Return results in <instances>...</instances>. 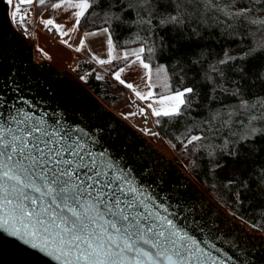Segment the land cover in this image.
Returning a JSON list of instances; mask_svg holds the SVG:
<instances>
[{
    "label": "snow or ice",
    "instance_id": "6c2138e0",
    "mask_svg": "<svg viewBox=\"0 0 264 264\" xmlns=\"http://www.w3.org/2000/svg\"><path fill=\"white\" fill-rule=\"evenodd\" d=\"M6 2L14 9L12 20L20 25L28 15L21 5L48 4V0ZM50 7L68 13L65 23H57L54 18L41 19L40 23L48 31L55 30L64 44H68L64 37L77 32L82 21L95 16L97 9L104 14L107 26L84 33V37H106L107 58L93 55L92 59L99 65L122 62L112 77L147 102L146 108L154 117H182L193 107L195 89H173L166 66L154 65L155 46L147 39L137 35L134 40H125V44L139 42V46L117 52L113 24L119 27L131 21L154 30V16L160 17L158 25L176 26L184 23L190 11L202 9L204 15L215 18L225 37L236 31L247 34L255 25L261 39L255 43L248 40L247 48L236 54L222 50L211 71L222 78L220 65L243 79L249 62L259 58L260 70L255 75L264 81V0H56ZM68 21L71 27H66ZM85 46L82 37L75 51ZM97 79L103 77L97 75ZM215 91L213 86L209 101ZM221 91L229 102L209 109L205 124L218 121L219 127L227 128L234 116L252 106L250 101L255 97L244 98L239 87ZM259 98L264 100V95ZM140 114H145V108ZM256 119L251 116L248 123ZM208 130L199 128L198 132L205 134H191L190 127L180 141L181 147L188 149L191 145L192 151L205 147L198 142L207 138ZM114 131L98 125L90 135L59 119L49 123L43 116L15 105L7 113L0 112V240L14 238L13 242L35 250L32 254L38 259L48 257L56 264H227L231 256L221 259L212 251L221 250L211 239L216 231L211 209L205 210L186 189L169 185L170 195L163 198L149 193L142 181H136V170L131 166L136 161L114 160L104 145L108 139H117ZM256 133L264 137V129L249 128V134ZM225 154L235 157L236 151L227 150ZM216 167L221 165L217 163ZM141 172L148 174L146 164ZM156 182L164 191V176Z\"/></svg>",
    "mask_w": 264,
    "mask_h": 264
},
{
    "label": "trees",
    "instance_id": "16d2710c",
    "mask_svg": "<svg viewBox=\"0 0 264 264\" xmlns=\"http://www.w3.org/2000/svg\"><path fill=\"white\" fill-rule=\"evenodd\" d=\"M53 2L56 0H48V4L43 6L50 7ZM159 18V16L153 18V24L157 25L154 30L149 29L146 24H134L131 21L119 27L113 24L114 41L118 44L117 52L125 48L138 47L139 42L124 43L125 40L136 39L137 35L147 39L149 45L154 43V65L166 66L173 89L178 86L195 89V95L191 98L193 107L182 117L149 116L153 129L145 131L141 120L147 119V116L139 113L123 116L121 112L130 106L128 101L126 107L120 109L121 101L128 99L127 92L112 77L113 70L123 66L120 61H114L111 64L113 68L108 71L100 69L92 62L81 61L73 72L105 106L153 144L165 150L218 206L253 231L264 233V137L259 133L249 134L250 127L264 129V100L259 98L264 95V81L257 79L255 75L260 70L261 61L259 58L250 61L243 79L224 66H217L224 73L222 78L211 71L212 64L222 56V50L226 49L231 53L245 49L248 40L255 43L261 39V34L256 31L257 26L253 25L247 34L236 31L225 37L215 18L204 15L202 9L190 11L186 14L184 23L176 26L158 25ZM136 19H139V16ZM13 24L30 40L32 23L28 16L23 25L15 21ZM104 26H107L104 14L97 9L95 16L82 21L78 31L91 32ZM97 75L103 79H97ZM213 80L217 82L215 85L212 83ZM213 86L216 87L214 99L209 101V91ZM238 87L244 98L255 97L250 101L252 106L234 116L232 124L227 128L219 127L218 121L212 122L211 125L205 124V119L209 117V109H218L222 103L229 102L230 98L225 97L221 90L231 92ZM251 116H256L257 119L249 124L248 119ZM136 120L137 124H133ZM190 127L193 129L191 134L203 135L205 133L198 132L199 128L210 129L206 133L207 138L198 142L205 147L196 151H192L191 145L188 149L181 147L180 141L185 139ZM227 150H235V157L225 154ZM208 152H213L214 155L209 157L206 155ZM217 163L221 167L217 168ZM229 181L232 183L229 184Z\"/></svg>",
    "mask_w": 264,
    "mask_h": 264
},
{
    "label": "water",
    "instance_id": "95a60500",
    "mask_svg": "<svg viewBox=\"0 0 264 264\" xmlns=\"http://www.w3.org/2000/svg\"><path fill=\"white\" fill-rule=\"evenodd\" d=\"M13 10L6 0H0V112L7 113L15 105L30 114L43 116L49 123L59 119L90 135L98 125L114 128L113 136L117 139H108L104 145L114 160L136 161L131 166L136 170L138 184L142 181L149 193L160 198L170 195L169 185L173 189H186L205 210L211 209L216 229L211 239L221 250H212L214 255L221 259L231 256L227 264H264V233L253 231L218 206L183 168L105 106L74 72L58 69L48 61L36 62L33 43L13 24ZM76 121L78 125L73 123ZM145 164L148 174L141 172ZM161 175L167 181L164 191L156 182ZM13 240L11 237L0 240V264H44V261L56 264L48 257L38 259L32 254L35 250Z\"/></svg>",
    "mask_w": 264,
    "mask_h": 264
},
{
    "label": "rangeland",
    "instance_id": "374dc122",
    "mask_svg": "<svg viewBox=\"0 0 264 264\" xmlns=\"http://www.w3.org/2000/svg\"><path fill=\"white\" fill-rule=\"evenodd\" d=\"M49 8L50 7L40 6L37 3H34L32 5H25L24 9L27 10L28 14L32 17L31 21L34 23L33 17H34V15H36V9H37V12H42L43 10L45 11V10H48ZM69 24L70 23L68 22V26H70ZM35 27H37L38 29H41L39 25L38 26L35 25ZM82 37L86 40V46L80 52H77V51H75V48L77 46H79V42H80V39ZM30 40H31V42L35 41L34 37H32V36H30ZM66 40H68V44H65V46H66V48H68V50L70 52V56H71L69 66L67 68L70 71H72V72L75 71L78 68L81 61L92 62L93 64L98 66L100 69H103L106 71L113 68V65H111V64L110 65H99L96 63L95 60L92 59L93 55H96L98 58H102V59L107 58L106 37L103 34L98 35L96 37H84V33L77 31V32L71 33L69 36H67ZM49 41L53 42L54 44H58L61 42V38L59 36V37H56L55 39H52L51 36H49ZM134 48H136V47H134ZM35 49H36L35 61L36 62L43 61V60H41V57L46 55L45 52H43L42 50H39L38 46L35 47ZM241 50L242 49L233 51L230 54H236L237 52H239ZM216 62L213 64H216ZM115 70H113V71H115ZM125 90L127 92V96H128L127 98L128 99L125 98L124 100L121 101L120 109L125 108L128 101L130 103V106L126 110H123L121 112V114L123 116L124 115L137 114V113H139V115H142V114H140V109L145 108V116H147L148 118L145 120H141V125L143 128L146 129L145 131L152 130L153 129L152 128V122H151V119L149 116H153V115L151 114V111L146 108L147 102L140 101L138 98L136 100L135 95L130 90H128L127 88H125ZM157 91H159V89ZM137 122H138V120L133 122V124H135V123L137 124ZM157 147L159 149H161L164 153L167 154V152H165V150H163L161 147H159V146H157Z\"/></svg>",
    "mask_w": 264,
    "mask_h": 264
},
{
    "label": "crops",
    "instance_id": "0c3cea01",
    "mask_svg": "<svg viewBox=\"0 0 264 264\" xmlns=\"http://www.w3.org/2000/svg\"><path fill=\"white\" fill-rule=\"evenodd\" d=\"M17 2L18 0H14V4ZM21 6L25 8V5H21ZM27 16L30 22L32 23L30 35L34 37L35 40L32 41V43L34 42L33 43L34 48L38 46L39 50H42L46 54L43 57H41V60L52 63L58 69L68 68L71 58L68 48H66L65 44L62 42L58 44H54L53 42L49 41V36H51L52 39H55L60 35L57 33L56 36H53V31L55 30L50 32L48 31L47 28L43 26V24L40 23L41 19H47V18H54L57 23H65L68 13L64 11L53 10L51 7L48 10L45 11L43 10L42 12H37L36 9V15H34L33 17L34 23L31 21L32 17L29 14ZM68 22L70 23L69 25L71 26V21ZM35 25L36 26L39 25L41 29H38L37 27H35ZM70 26H68V23L66 24V27H70ZM64 39L66 40L67 36L64 37ZM125 79H128V77H125Z\"/></svg>",
    "mask_w": 264,
    "mask_h": 264
},
{
    "label": "built area",
    "instance_id": "2783aa9c",
    "mask_svg": "<svg viewBox=\"0 0 264 264\" xmlns=\"http://www.w3.org/2000/svg\"><path fill=\"white\" fill-rule=\"evenodd\" d=\"M57 35V33L55 32V31H53V36H56ZM145 115V114H144Z\"/></svg>",
    "mask_w": 264,
    "mask_h": 264
}]
</instances>
